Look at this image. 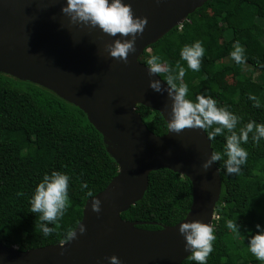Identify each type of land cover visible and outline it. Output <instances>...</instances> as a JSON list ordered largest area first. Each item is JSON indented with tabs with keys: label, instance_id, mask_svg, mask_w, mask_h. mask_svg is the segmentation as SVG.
Segmentation results:
<instances>
[{
	"label": "trees",
	"instance_id": "obj_1",
	"mask_svg": "<svg viewBox=\"0 0 264 264\" xmlns=\"http://www.w3.org/2000/svg\"><path fill=\"white\" fill-rule=\"evenodd\" d=\"M210 12L211 16L201 15ZM252 14L264 22V0H208L181 24L173 28L143 52L139 61L157 54L171 67L179 60L185 68L183 82L188 85L189 98L206 94L217 106L248 120L264 123V28L242 18ZM232 23H227V18ZM218 35H229L218 42ZM201 41L205 49L199 71L186 68L179 52L185 44ZM236 42L244 49L245 62L237 64L230 56ZM231 58L230 64L223 61ZM258 61L260 63H258ZM243 66L260 71L254 79L244 74ZM234 76V84L221 90L217 81ZM163 79V74H160ZM254 99H249V97ZM149 131L157 136L167 130L161 115L138 105ZM249 155L241 172L226 175L223 159L215 162L219 169L221 192L213 220V251L207 264H257L247 250L249 235L256 233V224L264 227V140L243 144ZM212 152L222 151L223 137L211 141ZM52 170L69 175V205L63 217L49 227L56 231L44 237L37 227L38 215L29 212V197L44 173ZM118 167L108 156L100 134L89 124L84 113L41 87L0 74V243L29 250L59 244L69 227L80 222L86 200L80 189L87 183L93 196L102 191L116 176ZM191 184L186 177L167 169L152 172L147 190L140 201L121 213L129 221L148 222L138 227L160 229L178 223L189 210ZM240 225L241 236H234L226 227L227 220ZM244 237V239H242ZM181 264H198L188 256Z\"/></svg>",
	"mask_w": 264,
	"mask_h": 264
},
{
	"label": "water",
	"instance_id": "obj_2",
	"mask_svg": "<svg viewBox=\"0 0 264 264\" xmlns=\"http://www.w3.org/2000/svg\"><path fill=\"white\" fill-rule=\"evenodd\" d=\"M208 0H123L135 17L147 23L135 41L127 63L107 54L113 39L98 28L70 23L60 8L66 0H0V74L35 84L78 108L100 134L102 145L118 172L97 193L100 211L82 209L76 238L29 250L0 243V264H181L189 255L179 223L199 220L211 224L221 192L214 162L206 171L201 163L212 152L211 141L199 128L160 136L148 130L136 112L138 105L168 118L166 92L149 88L147 65L139 61L146 48L182 23ZM128 37H122L127 39ZM161 79V78H160ZM162 89L166 85L161 82ZM167 169L191 184V204L172 226L148 230V222L121 218L144 196L152 172Z\"/></svg>",
	"mask_w": 264,
	"mask_h": 264
},
{
	"label": "clouds",
	"instance_id": "obj_3",
	"mask_svg": "<svg viewBox=\"0 0 264 264\" xmlns=\"http://www.w3.org/2000/svg\"><path fill=\"white\" fill-rule=\"evenodd\" d=\"M60 11L69 18L70 23L98 28L112 37L119 34L120 38L113 39L110 44H106L105 49L110 57L125 63H127L129 54L136 51V38L142 33L147 23L146 17H135L131 5L124 3L123 0H66ZM182 23L176 27H180ZM178 29L180 30L181 27ZM125 36L128 38L122 39ZM144 52L150 53L149 47ZM204 53L205 49L201 41L197 40L190 45L185 44L180 49L179 56L180 60L186 62L188 69L199 71L201 57ZM230 56L237 64L245 62L244 49L239 42H236ZM146 65L150 77L153 75L159 77L149 80V88L155 92H166L170 100L168 118L165 120L167 132L178 134L186 128H199L206 132V138L209 141L222 136V151L210 152L207 159L201 163V168L206 171L214 162L223 159L224 173L238 175L249 155L242 145L247 144L249 139L253 145L264 140V123H257L250 119L238 127L241 117L229 111L226 106L218 107L213 97L196 94L194 99L189 98L188 85L183 82L185 68L181 66L179 60L175 67H171L161 56L153 54L147 59ZM160 74H163V79H160ZM162 81L166 85L163 89ZM249 99H254V97L250 96ZM69 180L68 174L52 170L50 173H44L42 179L32 190L29 197V212L38 215L37 227L44 237L56 231L48 225L56 224L68 208ZM80 189L85 197L92 198L90 210L99 212L101 201L93 196L87 183H81ZM215 219L214 210L213 220ZM226 227L234 236H241L240 225L235 220H227ZM77 228L80 234L86 230L81 222H77L74 227H69L60 241L62 246L76 238ZM255 228L258 231L248 236L247 250L257 261L264 262V227L256 224ZM177 231L185 242L184 248L189 253L188 259L198 264H207V258L213 251V241L216 239L214 227L199 220H191L179 223ZM107 260L109 264H121L115 255L108 256Z\"/></svg>",
	"mask_w": 264,
	"mask_h": 264
},
{
	"label": "rangeland",
	"instance_id": "obj_4",
	"mask_svg": "<svg viewBox=\"0 0 264 264\" xmlns=\"http://www.w3.org/2000/svg\"><path fill=\"white\" fill-rule=\"evenodd\" d=\"M201 15L203 16H211L212 14L210 12H203ZM227 18V23H232V19H230L229 17ZM243 22L246 23H251V22H256L258 23L261 27L264 28V22L260 21V20H256V18L252 15V14H246L243 18H242ZM229 37V35H218V42L221 43L223 42L224 39H227ZM262 43L264 44V36H262L261 38ZM225 64H230L231 63V58H226L223 61ZM262 64H264V57H263V61ZM187 68V65H185ZM264 67V66H263ZM188 69V68H187ZM242 72L244 74H252L254 79L259 78L260 76V71H252V69L249 66H243L242 67ZM235 80H234V76H226L223 79H219L217 81L218 86L221 90H224L227 86L234 84ZM252 263H257V264H264V262H260L257 261L256 258L253 259Z\"/></svg>",
	"mask_w": 264,
	"mask_h": 264
},
{
	"label": "built area",
	"instance_id": "obj_5",
	"mask_svg": "<svg viewBox=\"0 0 264 264\" xmlns=\"http://www.w3.org/2000/svg\"><path fill=\"white\" fill-rule=\"evenodd\" d=\"M181 27V26H180ZM180 27H178V28H180Z\"/></svg>",
	"mask_w": 264,
	"mask_h": 264
}]
</instances>
